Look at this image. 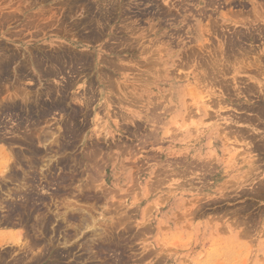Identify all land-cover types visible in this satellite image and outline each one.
I'll list each match as a JSON object with an SVG mask.
<instances>
[{"label": "rangeland", "instance_id": "obj_1", "mask_svg": "<svg viewBox=\"0 0 264 264\" xmlns=\"http://www.w3.org/2000/svg\"><path fill=\"white\" fill-rule=\"evenodd\" d=\"M73 1L75 0H37L34 3V0H0V10L4 11L0 13V46L4 44V47L16 49L20 52V55L24 53V49L27 46H32L35 41H31L30 34L36 30L24 31V26L29 21V17H32L34 13L37 17L41 9H45L46 11L48 9L49 14L50 12L51 14L54 12V15L56 14L57 16L55 17L63 23L62 25L60 24L62 27L57 23V27L45 26L47 29L43 28L44 32L48 31V35H53L52 40L65 45L73 37L75 40L79 39L78 30H73L72 27L76 28L74 26L77 21H88L90 16L85 11H80L72 13V18L67 17L68 14L63 10L65 9L64 4ZM93 1L100 4L101 2H106L107 4L114 3V6L112 5L113 8L110 7L111 5L109 6V8L113 9L112 16L109 19L112 21L108 22L107 27L105 26L106 32L100 42H96L95 45L83 42L80 46L75 43L71 44L72 49L76 52H90L91 55L98 54L97 52L100 51L101 57L108 60L111 59L113 62L115 61L118 67H123L124 69L122 70L125 71L117 70L115 71L116 73L114 72V78L118 79L120 85L115 86L118 91L115 87L114 89L110 87L111 89L109 90V88L103 87L102 83H97L99 75L96 73V69H92L90 73L88 71V76L85 78L83 77L84 74L77 75V77L75 75L76 84L70 89L68 100L65 99L70 117H73L76 110L77 112L79 111L78 113L76 112L77 115H75L76 117L72 124L75 130V136L73 135L74 138L71 141L73 147L66 154L65 152L56 154L57 146H54L53 148L55 149L53 150L55 153L53 152L54 157L52 155V158L54 159V165L58 163V158L61 164L67 158L71 164L70 166L75 163L77 166L76 164L72 166L73 174L70 172L67 174L66 172L68 171L61 169V164L56 165L57 169L54 172L56 177L54 179L58 175H62V177L70 176V178L74 176V182H71L74 184L68 187L72 191L69 199L75 201V203L74 201L72 203V206H74L72 213L74 216L81 217L77 218L80 220H78L79 223H81V219L82 223L84 219L89 221L88 227L80 226L81 228H79V223L78 225L76 223L71 226L66 224L68 228H65L66 226L64 225L67 231L74 232L78 230L76 231L77 234L71 238L72 240L68 244L60 245L64 249L74 251L75 254H72L77 256L71 255L73 259L70 258L69 261L72 263L79 262V257L83 256V252H85L84 258H86L87 255H91L92 251L91 257H87L90 260L88 259L86 264H264V147L262 145L264 143L261 137V135L264 136V128L260 121L253 120V122L248 123L243 118L236 120V117H234V115L237 118L242 117L237 113H245L248 111L247 109L264 103L261 100L262 96L264 97V88H262L264 85V74H261L262 68H264L262 67L264 65V41L260 37L259 31L256 30L258 28L262 29V26L264 28V1L233 0L234 4L232 5L229 2L224 3V0L220 2L222 5L220 12L230 16L231 22L222 26V32L221 29L217 32L219 36L215 33L213 34L211 41L215 47L219 48L218 45L224 37H231V35L233 36L232 33L240 30L245 31L247 37L250 36L248 37L249 39L244 41L245 45L243 44V47L245 46V53L242 51L244 54L239 55L241 56H238L239 59H232V61L234 60L232 70L238 69L239 73L235 74L231 71L227 74L229 83L231 82L232 84H230L234 86L232 92L229 91L228 93L222 87L221 90L220 86H217L216 83L214 84L212 79L205 77L208 74L205 73V69L200 64L196 62L190 63V66L186 64L188 63L187 60H189L187 58L192 52L191 49L196 50V46H198L195 38V22L193 21V25L190 23L189 28H187V21L172 24V21L158 16L159 8L157 6L160 3V5L165 3L167 8L171 6L170 8L173 9L172 3L174 0H154L156 3L153 0H144V2L143 0H109L108 2L107 0H91L90 2ZM184 3L189 5L188 7H193L192 3H188L187 1ZM28 5L31 8L27 11L25 7ZM10 7H19L16 11L18 15L15 17L16 19L4 20L5 13ZM149 7L153 10L151 11ZM51 8L52 11L49 10ZM194 9L198 10L200 8ZM147 11L148 14H145ZM125 12L127 13L126 15ZM152 12L153 14H151ZM139 13L143 14V19H141L142 15H139L138 18L134 16ZM65 16L68 19H65ZM232 16L234 17L232 18ZM125 19L128 20L125 22ZM242 21H246L244 23L247 25H245L246 28L249 27V30L243 26L244 23ZM213 22L222 24L224 21L217 14ZM123 23L129 24L128 30H123ZM65 24H68L70 31L64 32L62 30ZM57 28L58 30L61 28L60 35ZM176 30L180 32H176ZM81 32L87 33L88 30H82ZM38 36L36 40L43 37L41 35ZM121 39L127 40L126 42L130 41L131 46L128 50L126 47V50H124V46L120 45ZM42 43L38 42L36 44L37 46L40 44V46H43ZM17 45H19L20 50ZM111 45L113 48H116L113 52L109 49ZM100 47H103L102 50L99 49ZM187 53L190 54L187 55ZM182 54L187 56H182ZM152 55H154L153 58ZM150 58L152 59L151 61ZM257 58H259L258 62ZM147 61L149 64L150 62H155L152 63L153 65L150 64L152 68H150V65L148 67ZM145 63L148 67L147 69ZM255 65L261 66L258 69ZM100 67L109 74L113 71L105 63H101L97 68ZM11 75L13 76V74ZM234 76L238 81L240 80L239 84H236L234 81ZM69 77H71L70 74ZM61 81L62 79H58L56 83L60 84ZM90 81H94L96 85L93 86L94 88H89V91L91 89L89 94L88 86ZM210 82H213L216 86ZM11 83L10 81L8 84L10 85ZM158 83L160 87L157 85ZM14 85L13 87L9 86L10 91H6L5 86L0 83L1 89H5L0 94V107L8 103L9 92L15 93L14 90L16 89ZM175 85L183 87L187 95V106L188 108L190 106L189 110L194 114V119L188 121L189 118L187 117V121L185 120L187 125L193 121L195 122L194 126H189L192 133L186 136L183 130L177 132L182 133L185 148L191 152L198 148L202 149L206 147L211 149L217 147L219 142H221L220 139L203 142L204 139H201L202 137L197 140V132L194 135L197 129H204L206 130L204 131V135L207 136L210 129L213 128L214 132L225 143L226 152L224 153L223 160L230 167L229 172H221V169L217 170V166L213 165L214 162L211 163L210 161L208 163L210 165L208 170H214L212 172L206 169L202 171L204 169L202 163L201 168L200 163L195 159L189 160L184 158V156L178 158L172 157L165 151L164 148L175 139L174 137L178 136L176 133L177 136H172V132L178 129V126L182 124L184 119L177 118L176 124L177 121H180V124L175 125V121L171 117L176 114V111L173 105L166 102L169 91ZM243 85L246 86L243 88ZM249 85L251 87L255 86L257 89H251L252 95L249 91L250 94L245 93V89L247 91L250 87ZM238 86H242V88L239 90ZM28 87L32 89L31 92L36 90L42 91L44 82L42 81L41 84L36 82V86L33 88L31 86ZM161 89L162 91L165 89L163 93L165 97L167 96L165 99L160 97L161 94L156 93ZM143 91H146V95L140 97ZM153 91L155 93H152ZM85 93L88 95H83ZM87 97L89 98L88 100H86ZM138 98L140 99L139 101ZM132 99L133 101L131 102ZM19 100L21 101L20 98ZM153 103H156L154 104L156 107L153 106ZM191 106L194 108L192 109ZM152 108L157 109L153 110ZM149 109L150 111L152 109L154 112L150 113ZM205 110L213 112L210 113L211 115L216 114L215 117L212 115L211 117L213 118H211L209 112V116L207 115V117L204 114ZM156 111L161 114L160 119L158 118L159 114H155ZM152 113L153 115L155 114L156 119H159L157 122L162 121V124L154 123L156 119H154ZM69 115L57 111L49 117L50 119H47L49 123L46 124V122L41 127L48 129V126H50L56 130H54L56 133H61L63 132V125L70 118ZM150 115L153 116V119ZM0 116H3L0 117V136L5 133L7 134L5 137L7 141L0 139V185L5 186V184H8L9 187L14 188L16 187L15 184V186L13 185L15 182L12 183L9 180L8 175L10 174L7 175V171L12 168L20 173L22 169V166L18 163L19 161H16L18 159L16 153L22 149L20 148L21 144L13 141L17 140L15 139L17 134V137L20 136L16 129L18 119L15 112L8 113V116L6 112L5 114H0ZM227 116L229 117L227 118ZM251 116H253V112L249 111L245 117ZM225 118L226 120H224ZM234 121L239 122L238 124H234ZM239 127H245L246 133L248 132L247 135L245 134V138L244 136L240 138L239 134L242 135V133L235 134V132L238 133ZM13 130L17 131L11 132ZM166 130L171 131H169L171 136L170 134H163ZM151 132H157L155 133L158 135L157 140L155 139L157 135L153 137L154 134L152 135ZM147 134H151L150 137H146L148 136ZM142 135L143 137L146 135V139L141 137ZM11 137L14 139L8 141ZM151 137L156 141L151 139ZM149 138L151 141H154H149ZM261 142L262 144L260 145ZM141 143L144 145H140ZM40 149L44 151L42 146ZM91 157L93 159H90ZM217 159L219 161V158ZM217 159L215 164H217ZM219 163L222 164L220 161ZM167 164L168 166H172L169 168ZM96 165L98 166L96 167ZM192 166L195 168H192ZM164 168L167 170V173H165ZM39 170H37V173ZM76 171L77 174H80L79 177H77ZM160 172L165 173L167 176L161 173L164 176L162 177ZM39 173L36 185H41L39 192L37 191L41 197L43 196L47 199L50 193L54 194L59 189L60 192L65 190L62 185H57L54 179L52 182L54 184H52L49 181L50 179L48 181L44 180L43 175ZM159 181L161 184H159ZM183 181L185 183L188 182L189 185L188 183L184 184ZM195 181L202 183L197 184ZM4 186L2 187L4 188ZM19 198L17 197V200L22 199ZM65 198L63 196L53 198L52 210L54 212L56 211L55 206H59L61 208L60 211L65 212L63 204L66 201H62ZM47 201L50 200L47 199ZM0 225V232L6 229H15L18 232L21 231L20 229H23L20 225L11 226V224L3 225V223H0ZM12 241L14 243L0 246V256L4 255L5 262L7 263H11L14 259L24 256L27 260L32 259L42 251L41 246H39L34 247L31 252L29 249L20 252L18 247H14L16 245L14 238ZM109 242L112 244L110 245ZM92 243L96 245L98 243L103 244L108 249V252L106 250L102 256L98 255L88 246ZM83 245H87L85 250H81Z\"/></svg>", "mask_w": 264, "mask_h": 264}, {"label": "bare ground", "instance_id": "obj_2", "mask_svg": "<svg viewBox=\"0 0 264 264\" xmlns=\"http://www.w3.org/2000/svg\"><path fill=\"white\" fill-rule=\"evenodd\" d=\"M34 1H35L34 3H36L37 0H34ZM90 1H88V0H75L73 2H68V3L66 2L64 4L65 9H63V10H65V12L68 14L67 17L72 18V15H71L72 13H78L80 11H82V12L85 11V13H87L90 16L88 21H80V22L77 21L78 23L76 22L75 26L72 25V26L76 27V28L72 27L73 30H78L79 39L77 38V40H75V38L73 37V39L69 40L67 42V44H65V45L63 43H58V42L52 40L51 38H53V35H48V31L44 32V29L46 28L45 26L53 28V27H57V23H59V25L60 24L62 25L63 23H61V21L56 18L57 16H56V14L54 15V12L52 14L50 12V14H49L48 9L46 8L47 11L45 9H41L40 13H38V15L39 14L40 15L39 16L37 15V17L35 16L36 14L34 13L32 15L33 18L29 17V21L27 22V24H25L24 31H28L29 32V31H31V29H35L36 30L35 32L30 34L31 35V39H32L31 41H35V43L32 46H27L26 45L27 47L25 46L26 48L24 49V53L22 55H20V52H18L16 49L15 50L14 49H9L7 46L4 47L5 46L4 44H3L4 46L3 45L0 46V83L5 86L6 91H10V89H9L10 87L9 86L13 87L14 84H15L14 88L16 89V90H14L15 93L9 92V97L8 98L11 101L8 100V103H6L5 105L3 104L2 107H0V114L2 115V114H5L7 112V116H8V113H12V112L16 113L17 119H18L17 120L18 124H17V128L16 129L18 131L17 130H15V131L13 130L11 132H16L17 131L20 136L17 137L18 134L15 133V134H17L16 136L14 135L16 138L14 136L13 137L15 139H17V140H13L14 138L11 137L12 139L10 138L8 141L13 140L16 143L21 144L20 148H22L20 151H18V153H16L17 156H18L17 157L18 159H16V161L17 162L19 161L18 163L20 164V166H22V169L20 170L21 172L18 173V172H16V169L13 170L12 168L9 171H7V175L10 174V175H8L9 176V180L12 183L15 182V183H13V185L14 184L16 185V187H14L15 189L9 187L8 184H5V183H3V184H5V186L4 185H0V223H3V225L4 224H8V225L11 224V226L12 225L13 226L14 225H20V226L23 227V229H20L21 231H18L13 237L15 239L16 245H17V246L15 245L14 247H18L20 252L26 251V249H29V251L31 252L34 247H39V246H41V248H42V251H41V253L39 255H37L36 257H34L32 259H29V260L25 259L26 257L24 256L25 258L24 257L16 258L11 263H7V262H5L6 259H5L4 255L3 256L1 255L0 256V264H86L87 260L89 259V258H87L89 256L87 254H86L87 257L84 258L85 252H83L84 254L81 253V254H83V256L79 257L80 260H78V258H77V260L79 262L72 263L71 261H69V259L72 258L71 255L75 254L74 251L72 252V250L70 251V250H67V249H64V248L61 247L62 246L61 244H68V242H70L72 240L71 238L74 237L77 234L76 231H78V230H76L74 232L67 231V229H65V228H68L66 226V224H69L71 226L72 224H76L77 223V225H78L80 220L77 219V218H81V217L74 216V214L72 213L73 212V207H74V206H72V203H73L74 200L69 199L70 198L69 196L72 193V191H70V189L68 187H70L72 184H74V183H71V182H74V179H73L74 176L73 177L71 176V178H70V176L69 177L68 176L62 177V175H58V177L54 179V177H56V175L54 173V172H56V169H57L56 165H60L61 163H60V160H58L59 159L58 158L57 162L59 164L57 163L56 165H54V163H53L54 159L52 158V155H53V152H54L53 149H55V148H53L54 146H57L56 154H60L61 152L62 153L65 152V154H66V152H68L70 150V148L73 147L72 144H71L72 143L71 141H72V138H74V136H75V132H74L75 130H74V127H73L72 124H73L74 119L76 117L75 115H77V113L79 111L77 112V110H76L74 112L73 111L74 109H73L72 112H74V115H73V117H70V115H69L70 112L68 111L69 109L67 110V108H66L65 99L68 100L69 91L74 86V84H76L75 80H76L77 75L80 76V75L84 74L83 77L85 78L86 76H88V74H87L88 71H89L88 73H90L92 69L93 70L96 69V73L99 75L97 83H99V84L102 83L103 87L109 88V90H110L111 89L110 87H113L112 89H114L115 86L119 85L118 79L114 78V72L117 71V70L121 71L122 69H124L122 67V65H121L122 68H119L118 64L115 61L113 62V60H111V59L108 60V59H105L104 57H101V52L100 51L97 52L98 54H92L91 55L90 52L89 53H85V51L84 52H76V51H74V49H72L71 44L77 43L80 46L81 43L87 42L88 44H94L95 45L96 42L97 43L100 42L103 39V37L105 35V32H106L105 26L108 25V22L110 23L112 21V20H109V19L112 16V12H113L112 10L113 9L109 8V6L111 5L110 7L113 8V6H114L113 4L114 3L113 4H111V3L107 4L106 2H103L104 3L103 4L101 2V4H100V3L96 2V1H93L94 3L90 2ZM108 1L109 0H107V2ZM111 1H113V0H111ZM177 1H175V0L173 1V3H172L173 9L170 8L171 6L169 5L170 4L169 2H168L169 3L168 5L170 6L169 8H167L165 3L162 4V5H160L161 4L160 3L157 6L159 8L158 16H160L161 18L163 17L164 19H167L169 21H172V24H176V23L179 24V23L187 21V25H186L187 28H189L190 23H192V25H193V21L195 22V33H196V37L195 38H196V42H197L198 46H196V50H192L191 49V51H192V52L190 51L191 54L187 53V55H189V54L190 55L187 58L189 60H187L188 63H186V64L188 66H190V63H195V62L197 64H200L205 69V71H206L205 73L208 74V75L206 74L207 75V76H205L206 78L209 77V79H212L214 84L216 83L217 86L219 85L220 88L222 87L223 90H225V92H227V93L229 91L232 92V90L234 89V86L231 85L232 84L231 82H230L231 84L229 83V81L227 79V74H229L231 71H233L235 74L239 73L238 69L232 70L233 66H234L233 65V63H234L233 61L234 60L232 61V59H236V58L239 59V57H241L239 55H242L243 52L245 53V51H244L245 50L244 49L245 46L243 47V44H244V41L246 39H249L248 37H250V36L247 37L246 36L247 33L245 31L240 30V31H237L235 33H232L233 36L231 35V37H229V36H227L228 38L224 37L225 39L223 38V40L218 45L219 48L215 47L214 43L211 41V39L213 37V34L215 33L216 35H218L217 32L220 31L222 26H224V24H226L228 22H231V17L230 16H228L225 13L220 12L221 11V6H222L221 3H220L221 0H179V2H177ZM186 1L188 3H192L193 7H188L189 5L184 3ZM143 2H144V0H143ZM158 2H160V1H158ZM227 2H229L231 5L234 4L233 0H224V3H227ZM60 7H62V6H60ZM18 8L19 7H15V8L10 7V9H9L10 11L8 10L6 12L7 14L5 13L6 16L4 17V20H7V19H12L13 20V18L16 19L15 17H17V15H18L16 13V11H17ZM30 8H31V6L28 5V6L25 7V10L28 11V10H30ZM152 8H154V7H152ZM194 8H200V9L196 10ZM49 10L52 11V8L49 9ZM133 10H135V9H133ZM152 10L153 9H151V11ZM1 11L4 12L1 9L0 13H1ZM66 13H65V15H66ZM62 14L64 15V13H62ZM126 14L127 13L125 12V15ZM132 14H134V13H132ZM145 14H148V11ZM151 14H153V12ZM156 14H157V12H156ZM217 14H219V17L221 18V20L224 21V22H222V24L219 23V22H213L214 19H215V16ZM139 15H142V18L141 17L140 18L143 19V14L142 13L136 14L134 16L138 18ZM27 16H29V15H27ZM40 17H41V19H40ZM67 17L65 19H68ZM180 17H181V19H180ZM233 17L234 16H232V18ZM131 18H134V17H131ZM192 18H193V20H192ZM60 19H62V18H60ZM258 19H260V18H258ZM83 20H86V19H83ZM126 20H128V19H125L124 21L126 22ZM0 21H1V19H0ZM65 21H67V20H65ZM244 22L246 23V21H242V23H244ZM214 23H216V24H214ZM245 23H244L243 26L246 25ZM254 24H257V23H254ZM59 25H58V27H59ZM128 25L129 24L125 23L123 30H125V29L128 30ZM0 26H1V22H0ZM246 26H245V28H246ZM196 27H197V29H196ZM261 28L262 29L258 28L256 30L259 31V35H260V37H262V40L264 41V28H263V26ZM183 29H185V28H183ZM246 29L249 30V27L246 28ZM57 30H58V28H57ZM60 30H61V28L58 31L60 32ZM62 30L64 32L70 31L68 29V24H65L63 26ZM80 30L81 31L82 30H88V32L87 33H82ZM131 31H132V29H131ZM251 31H253V30H251ZM176 32H180V31L176 30ZM221 32H222V29H221ZM135 33H133V34H135ZM58 34L60 35L61 32L58 33ZM38 35L43 36L42 39L38 40V38H37V40H36V37ZM56 36H58V35H56ZM75 36H76V34H75ZM123 39H121L122 41L120 40L119 43H121L120 44L121 46H124V50H126V49L128 50L129 47L131 46L130 41L126 42L127 40L125 41ZM134 41H136V40H134ZM191 41H193V40H191ZM194 41H195V39H194ZM38 42H43L42 43L43 46H40L41 44L39 46H37L36 43H38ZM134 43H136V42H134ZM17 46H18V49H19V45H17ZM179 46H181V45H179ZM106 47H108V46H106ZM110 47L111 48H109V49L112 52L116 49V48H113L112 45ZM125 47H126V49H125ZM102 48L100 47L99 49L102 50ZM119 48H120V46H119ZM121 51H122V49H121ZM143 52H144V50H143ZM145 53H142V54H145ZM183 55L184 54H182V56ZM187 55H184V56L186 57ZM153 56L154 55H152V58H153ZM156 56L158 57V55H156ZM182 58L184 59V57H182ZM120 59H122V58H120ZM257 59H258L257 60V62H258L259 58H257ZM151 60L152 59L150 58V61ZM180 62H182V61H180ZM95 63H96V65H95ZM101 63H105V64L109 65L110 69L111 68L113 69L112 73L109 74L108 72L103 71L101 69V67L97 68L98 66H100ZM152 63H155V62H152ZM152 63L150 62V64H152ZM245 63H247V62H245ZM150 64L147 61L148 67H149ZM186 64H185V66H186ZM94 65H95V67H94ZM145 65H146V63H145ZM147 65L145 66L146 69L148 68ZM155 66H157V65H155ZM255 66H257V65H255ZM124 67H126V66H124ZM253 67H254V65H253ZM259 67L257 66L258 69H259ZM262 67H264V65ZM150 68H152V66ZM165 70H166V67H165ZM165 70H164V72H165ZM122 71H125V70H122ZM146 72H147V70H146ZM261 72H262L261 74H264V68H262ZM11 74H13V76ZM69 74H70L71 77H69ZM75 75H76V77L74 78ZM180 76H182V75H180ZM58 79H62L60 84L56 83V80L58 82ZM233 79L236 82V84L240 83L239 82L240 80L238 81V79L235 76L233 77ZM212 80H210V81H212ZM10 81L12 83L9 85L8 83ZM42 81L44 82L43 90L42 91L41 90H36V91H32L31 92L32 89L29 88L28 86H31L33 88V87L36 86V82L41 84ZM213 82H210V83L213 84ZM54 83H56V84H54ZM95 85L96 84H95L94 81H90L89 82V86H88V91H89L90 87L94 88L93 86H95ZM157 85L160 87L159 83ZM262 85H263V83H262ZM214 86H216V85H214ZM245 86L243 85V88ZM249 86L250 87L248 88L247 91L245 89V93L248 94L250 92L251 95H252L253 93L251 92V89L255 88V86L254 87H251V85H249ZM247 87H248V85H247ZM124 88H125V86H124ZM222 88H221V90H222ZM237 88L240 90V88H242V86L241 87L238 86ZM262 88H264V85H263ZM115 89L117 90L116 87H115ZM3 91H5V89L2 90L1 87H0V94ZM90 91H91V89H90ZM90 91H89V94H90ZM164 92H165V89H163V91L161 89L160 91H157L156 93L161 94L160 97L162 99H165L167 96L165 97V95H163ZM241 92L243 93L242 89H241ZM241 92H240V94H241ZM263 92H264V90H263ZM152 93H155V91H153ZM234 93H235V91H234ZM31 94H33V95H31ZM83 95H88V94L85 93ZM144 95H146V91H143L141 93L140 97H143ZM254 95H255V93H254ZM226 96H228V95H226ZM229 96L231 97V95H229ZM235 96H232V97H235ZM44 97H45L46 101L44 100ZM186 97H187V95H186V92L184 91L183 87L175 85L173 87V89H171L169 91V95L166 98V102H168V104H170V105H173V107H174V109L176 111V114L172 115V117H171V119L173 121H175L174 122L175 125H177V124L179 125L180 124L179 123L180 121L179 122L177 121V124H176V119L177 118H184L183 121H182V124L180 125L181 127L178 126V129H176V130H174L172 132L173 133L172 136H174V135L177 136L178 135L177 132L180 131V130H183V132H184V134L186 136H189L192 133V130H191V128L189 129V126H192L195 122L193 121V122H191V124L187 125L186 118L188 117L189 118L188 121H190V119H194V114L192 113V111L189 110L190 106H189V108L187 106L188 100H186ZM19 98L21 99V101L19 100ZM88 99L89 98L87 97L86 100H88ZM127 99H129V98H127ZM139 100L140 99L138 98V101ZM261 100H262V102H264V97L263 96H262ZM5 101H7V100H5ZM132 101H133V99L131 100V102ZM138 101H137V103H138ZM153 102H154V100H153ZM154 104H156V103H153V106H154ZM210 104H211V102H210ZM154 107H156V106H154ZM158 108H159V106H158ZM193 108L194 107H192V109ZM152 109H151V111L149 109L150 113L154 112V111H152ZM155 109H157V108H155ZM155 109H153V110H155ZM247 110L248 111L245 112V113L247 114L249 111L253 112V116L245 117L246 116L245 113H237V114H239V116H242V117L237 118V116L234 115V117H236V120L237 119L240 120V119L243 118V120L244 121H248V123L249 122H253V120L254 121L257 120V121L262 122V126L264 128V103L263 104L261 103L258 106H256V107L254 106L253 108H249ZM57 111L60 112V113H63V114L65 113V115H69V117H70L69 120L67 119L66 122L64 121L65 125H63L64 126L63 132L56 133L55 132L56 130L54 128L52 129V127H50V126H48L49 127L48 129H45V127H41L44 123L47 122V119L50 116H52ZM158 111L160 112V110H158ZM165 111L167 112V110H165ZM159 112L157 113V111H156L155 114L156 113L159 114V116L158 115L157 116L160 119L161 118L160 117L161 114ZM208 112L209 111L205 110L204 114L206 116L207 115L209 116L210 113H213V112H209V114H208ZM13 115H15V114H13ZM152 115H153V113H152ZM212 115L210 114V117ZM215 115H213V117H215ZM153 116L150 115L151 118ZM229 116H227V118ZM0 117H3V116H0ZM155 117L156 116H154V119H156ZM213 117H211V118H213ZM216 118H218V117H216ZM159 119H156V121L154 120V123H156ZM166 120L169 121L168 118H166ZM224 120H226V118ZM227 121H229V120H227ZM151 122H153V121H151ZM161 122L162 121L157 122V123L160 124ZM229 122H231V121H229ZM238 122L234 121V124H238ZM241 122H243V121H241ZM48 123L49 122H47L46 124H48ZM197 126L199 127V125H197ZM154 127H158V126H154ZM57 128H59V127H57ZM58 130H60V129H58ZM172 130H173V127H172ZM245 130H246L245 127H241V128L239 127L238 133L235 132V134L242 133V135L239 134L240 138L243 137V136L245 138V134L247 135V133H248V132L246 133ZM169 131L166 130V132L163 133V134L164 135L170 134V136H171V133H169ZM204 131H206V130H204V129L198 130L197 129L195 131L194 135H196V132H197V140H199L201 137H202L201 139H204L203 142L204 141L205 142L206 141L207 142H211V141H215V140L220 139L217 134H216L215 137H211L210 138L209 134L207 136L204 135ZM138 132H140V131L138 130ZM230 132H231V130H230ZM155 133H157V132H155ZM155 133H152V135L154 134L153 137H155V135H157ZM142 134L144 135V133H142ZM6 135L7 134L5 133L4 135L0 136V139L3 140V141H7L5 139ZM143 135L141 137H143ZM147 135L148 136H146V135L145 136L146 137H150L151 134H147ZM145 136L143 138H145ZM153 137H151V139H154ZM157 137H158V135L155 138L156 140H157ZM261 137H262V142L264 143V136L261 135ZM143 138H142V141H143ZM174 138H176V137H174ZM246 138H247V136H246ZM164 139H166V138H164ZM154 140L151 141L150 138H149V141H151V142H153ZM147 141H148V138H147ZM262 142L260 143V145L262 144ZM144 143H146V142H144ZM140 145H144V144L141 143ZM262 145L264 147V144H262ZM41 146L43 147L44 151L42 149H40ZM124 148H126V147H124ZM255 148H256V146H255ZM183 155H185V154H183ZM53 157H54V155H53ZM90 159H93V158L91 157ZM217 161H218V159H217ZM213 162H214L213 165H217V164H215L216 159H214ZM206 163L204 165L206 168L203 167L204 169L202 171H205V169L207 170V168L210 166V165H208V163L207 164ZM75 164L72 165V166H75ZM70 165L71 164L69 163V160L66 158L63 161V163L61 164V169L65 170V171H68V172H66L67 174L69 172L71 174H73V169H72V166H70ZM199 165L201 166V164H199ZM76 166H77V164H76ZM97 166L98 165H96V167ZM167 166H168V164H167ZM171 166H168V167L170 168ZM202 166H203V162H202ZM202 166H201V168H202ZM18 168H19V166H18ZM192 168H195V167L192 166ZM38 169H40L39 172H41V173H39V172L38 173L43 175V178H45L44 180L48 181L50 179L49 181L52 183L53 179H54L55 182L57 183V185L58 184H59V186L62 185L65 188V190L63 192H60V189H59V191L54 192V194L50 193V196H48V198H47L50 201H47V199L45 197H43V196L41 197L37 193V191L39 192V189H40L41 185H39L38 183H37L38 185H36V182H37L36 179H37V175H38L37 170ZM58 169H59V167H58ZM218 169H221V172H223V166L220 165L217 168V170ZM199 170H201V169H199ZM212 170H214V169H210L208 171L212 172ZM165 171L164 172L167 173L166 169H165ZM161 173L162 172H160V175L162 177L167 176L165 173H164L165 175L162 173L164 176ZM76 174H77V171H76ZM171 174H173V173L171 172ZM180 174H182V173H180ZM77 175L76 176L79 177L80 174L78 173ZM40 178H41V176H40ZM75 179H76V177H75ZM40 181H41V179H40ZM40 181H39V183H40ZM52 184H54V183H52ZM159 184H161V182ZM184 184H187V183H184ZM2 186H4V188ZM81 187H83V186H81ZM54 190H56V189H54ZM57 190H58V188H57ZM81 191H83V190H81ZM83 195H84V193H83ZM59 196L66 197L65 198L66 200L65 199L62 200L64 202L66 201V203L63 204V209L65 210V212L62 211L63 213L60 211L61 208H59V206H57V207L55 206V208H56L55 212L52 210V206H53L52 205V200H53L54 197L59 198ZM17 197H20L22 199L19 198L20 200H17ZM82 201H84V200H82ZM74 203H75V201H74ZM44 210H46V211H44ZM59 212H61V213H59ZM189 216H190V214H189ZM80 224H82V225H80ZM240 224H241V222H240ZM80 226L88 227L89 226V221L84 219L83 223H82V219H81V223H79L78 227L81 228ZM70 230H71V228H70ZM78 233L80 234V232H78ZM62 240H63V242H61ZM56 241H57V243L55 244ZM111 244L112 243H110V245ZM86 246L87 245H83L81 250H85ZM88 246L91 248V250H94L98 255H101V256L104 253V251L106 252V250H107V252H108V249L101 243L100 244L98 243L97 245L92 243L91 245H88ZM86 251H89V250H86ZM72 253H74V254H72ZM3 254H5V253L3 252ZM88 254H90V253L88 252ZM91 255H92V251H91ZM91 255L89 257H91ZM74 257H77V256L74 255ZM98 258H99V256H98ZM106 262H104V263H106ZM117 262H119V261H117ZM88 264H90V263H88ZM117 264H119V263H117Z\"/></svg>", "mask_w": 264, "mask_h": 264}, {"label": "crops", "instance_id": "obj_3", "mask_svg": "<svg viewBox=\"0 0 264 264\" xmlns=\"http://www.w3.org/2000/svg\"><path fill=\"white\" fill-rule=\"evenodd\" d=\"M208 134H209L210 138L211 137H215V135H216V133L214 132L213 128L210 129V132ZM220 141L221 142H219L218 146L215 147V148H211V149H208L206 147L202 148V149L198 148V149H196L194 151L189 152L188 149L185 148V144H184V141H183L182 133H178V136L172 142H170L169 145L166 146V148H164V149H165L166 152H168V154L170 156L174 155V157H176V158L184 156V158L187 157V159H189V160L190 159L191 160L195 159L200 164L203 162L204 165H205L206 162L209 163V161H210L212 163L214 161V159L219 158V161L222 162V164H219V162L217 161V165L216 166L219 167L221 165L224 168L223 171L229 172L230 167L223 160L224 153L226 152L225 151L226 150L225 143H224L223 140H221V138H220ZM183 154H185V155H183ZM204 165H203V167H205ZM209 168L210 167H208L207 170ZM183 182L185 183V181H183ZM195 183L201 184L202 182L199 183V182L195 181ZM188 185H189V183H188ZM16 233L17 232L15 231V229L2 230L0 232V242H1L0 246H2V245L5 246V245H8V244L14 243L12 241L13 240L12 237H14V234H16Z\"/></svg>", "mask_w": 264, "mask_h": 264}]
</instances>
